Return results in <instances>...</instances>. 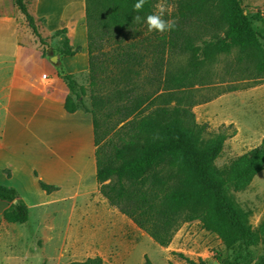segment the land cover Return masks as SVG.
<instances>
[{
	"label": "trees",
	"instance_id": "obj_1",
	"mask_svg": "<svg viewBox=\"0 0 264 264\" xmlns=\"http://www.w3.org/2000/svg\"><path fill=\"white\" fill-rule=\"evenodd\" d=\"M19 14L24 18L27 27L32 35L38 40L41 46L46 45V40L41 37L37 28V20L29 13L25 0H12ZM85 1V25L87 33V52L89 74L94 73L93 69V49L95 48L94 34L97 29L103 32V35L112 36L113 42L118 45L119 53L116 54L118 63H123L130 69L131 65L141 62L150 52L147 46L144 50L139 49L137 42L132 41L130 29L147 28L146 23L137 22L134 18L139 14L142 18L153 12L154 5L158 0H147L140 13L133 10L136 0H84ZM101 8V13H106L104 20L95 21L90 15L92 7ZM218 12L217 20L214 13ZM92 18V23H91ZM255 18H259L257 15ZM198 20L202 24L197 23ZM38 21H43L39 19ZM183 29H174L155 38L159 41L160 49L157 53L165 51L173 54L191 55V67L182 66L181 70L168 72L169 79L162 81L161 93L154 94L151 97L142 99L130 95L123 98H114L106 100L105 121L99 122L97 116L83 110L81 106L75 104L71 96L64 100L63 108L68 114L77 111H83L92 117L93 140H94V158L96 162V182L100 194L114 205L122 214L132 220V222L149 237H151L159 246H166L168 239L161 234H155L147 230L144 222L134 215V209L138 207L132 197L137 196V204L145 202L142 194H136L147 184L143 176L148 171L169 170V168L180 170L184 177L179 182V187L166 192L161 197L164 203L165 211L170 210L168 214H176L184 209L192 211L188 220L202 221L206 230L217 234L227 248H231L235 243L248 247L256 244L260 238L264 248V221L255 232L248 224L250 211L241 208L234 201L233 193L241 192L247 188L253 178L264 169V146L261 144L257 148L250 150L249 153L233 159L228 168L221 172V169L215 165L216 159L220 156L224 142L232 138L236 131L229 134L207 133L206 136L214 134L211 139L205 140L204 134L209 127L207 124L199 125L194 120L192 105L209 103V100L203 102L191 101L190 82L197 77L204 78L201 70V63L195 60V57L201 45L211 46L216 53L230 54L236 50L240 54L238 64H244V69L237 70L244 75H259L264 77V54L257 42L256 35L251 27L250 19L243 13L239 0H191L179 17ZM213 22L216 26L219 22L223 26L224 38L217 40L214 44L207 45L203 40L205 34L198 33L194 29L196 25L208 31L206 24ZM218 27V26H217ZM98 34H96L97 36ZM130 35V36H129ZM95 36V37H96ZM60 40L59 49L55 50L61 56L73 57L80 53L81 48H73L69 44L66 36V29L55 31L50 39ZM110 39V37H108ZM149 41V40H148ZM98 43V39H96ZM127 43V44H126ZM98 47L100 42L97 44ZM136 51H142L144 56L138 58ZM125 58V60L122 59ZM244 58L245 61L242 59ZM246 63L253 67L250 68ZM153 62L152 65H156ZM151 64H146L145 66ZM144 66V68H145ZM231 68H226V73ZM58 77L68 87L70 93L75 98L78 95L74 92L75 82L73 77L65 73L60 64L56 66ZM152 69L150 70L151 73ZM117 86L120 81L112 83ZM240 83L237 84L238 87ZM131 82H125L124 88H127ZM204 85V83H199ZM234 87V88H235ZM186 88V89H185ZM179 89L173 93V90ZM185 89V90H184ZM184 90V91H183ZM117 92V90H116ZM174 102L170 103V100ZM157 100L162 105L154 111L145 114ZM144 101H147L144 103ZM112 116H119L120 119L109 129H101L107 120ZM232 125L227 126L230 129ZM224 128V125L220 126ZM110 135L104 143H101L100 137ZM139 139H144L147 143L144 149L138 144ZM110 149V157L114 167H107L102 163V157L105 156L104 147ZM37 177V175H35ZM111 177H115V182L108 187L104 183ZM162 178H154L153 184L161 183ZM39 188L47 195L58 191L59 188L46 185L38 181ZM230 191V193H228ZM0 201L10 204V207L3 211L2 219L6 223L23 225L28 222V207L13 187L0 185ZM16 202L13 204V202ZM131 203L134 205L132 206ZM171 207H167V206ZM171 218V217H170ZM169 218L167 219L168 223ZM187 264H206L199 259L198 262L185 258L181 254L172 253ZM250 257L249 253L240 256L242 261ZM145 264H151L145 256ZM69 264H103L100 258H89L84 262H74ZM168 264H172L168 262ZM254 264H264V258Z\"/></svg>",
	"mask_w": 264,
	"mask_h": 264
},
{
	"label": "rangeland",
	"instance_id": "obj_2",
	"mask_svg": "<svg viewBox=\"0 0 264 264\" xmlns=\"http://www.w3.org/2000/svg\"><path fill=\"white\" fill-rule=\"evenodd\" d=\"M190 1L168 0V3L173 6L174 10L171 16L166 15L165 19H175L177 22L176 29H183L184 32H187V30L180 23L179 17L182 11L190 4ZM25 2L29 13L34 14V6L30 5L35 0H25ZM51 2L52 0L41 2L37 10L43 11L44 14L38 15L47 16L48 13H51L49 8ZM239 4L243 13L250 19L251 27L264 54V0H239ZM100 9L99 5L91 8L90 15L95 19L94 24H96L95 21L104 20L106 16V13H101ZM65 15L64 11L61 12L60 17L55 18L52 22V26H48L45 21L36 22L39 34L46 40V45L40 46L27 27L24 18L15 8L13 1L0 0V17L15 19L16 23L15 21L13 22L14 26H16L15 30H17L16 35L3 33V24L0 22V62L3 63L5 60L9 62L12 57L18 58L17 47L27 48L29 51L32 50L37 58L36 63L41 57L49 60L53 51L59 49L60 43L59 38L50 39L53 33L50 30L53 29L55 31L60 29L64 24L71 26L73 23L71 41L74 43V39L80 38L82 32V27L80 26L82 17L80 14L70 17L73 19L72 22ZM218 15V12L214 13L216 20ZM256 15L259 18H255ZM197 23L202 24L203 21L200 22L198 20ZM206 27L208 31L199 25H196L194 29L198 33L205 34L203 40L206 41L207 45L214 44L217 40L224 38L223 26L219 22L216 26L212 21L208 22ZM129 32L134 37L128 42H137L141 50H144L147 46V50L150 52L139 64H132L130 69H128L125 64L118 63L119 59L113 52L119 53V47L113 42L114 38L103 35V32L97 29L94 34L96 44L93 49L94 73L90 75L88 69H86L78 71L73 76L75 82L74 92L78 95V98H75L72 93H69L68 96H71L76 105L81 106L83 110L92 114V117L96 115L99 122L106 120L104 118L106 114V100L123 98L130 94L140 99L145 96L151 97L154 94L159 95L161 93L162 81L169 79V71L181 70L182 66L191 67L192 63H195L191 60V55L178 54L177 56L173 54L164 60L171 53L167 51L163 54L157 53L160 45L155 37L167 32H149L147 28L130 29ZM96 34L98 35L96 36ZM96 39H98V43L100 42L99 47ZM80 48L82 51V47ZM136 54L138 58L144 56L142 51H136ZM239 58L240 54L236 50H232L227 55L216 53L211 46L206 47L205 45H201V50L197 53L195 60L201 63V70L208 76L204 78L197 77L190 81L194 84L190 89L192 95L190 100L195 102L209 100L207 104L194 103L191 109L195 122L199 125L207 124L209 127L204 136L209 132L229 134L233 130L236 131V134L232 138L224 142L223 150L215 161V165L221 169V172H224L228 168L229 163L233 159L249 153L250 150L257 148L261 144L264 146V77L259 75H244L243 72L238 73L237 70L244 69V64H238L240 62ZM122 59L125 60L123 57ZM242 59L245 61L244 58ZM80 62H83V57L74 59L71 64L68 63V69H80ZM153 62L157 64L154 66L152 65ZM146 64H151V73L150 66H145ZM246 64L253 69L251 65ZM227 67L231 68L228 73H226ZM9 69L10 66L4 67L3 76L8 77L10 73ZM39 69L51 79L54 78L52 73L53 67L50 64L43 63ZM116 81H120L121 84L117 86L113 85L112 83ZM128 81L133 85L124 88L123 84ZM199 83H204V85H199ZM238 83H240L238 87H235ZM6 84L5 82L4 85ZM45 84L52 85L51 82H45ZM57 85L56 83L55 86ZM177 91L181 90L176 89L172 92L176 93ZM6 101L7 97L3 95L2 106H5ZM169 102L172 103L174 100L172 99ZM160 105H162L161 101L157 100L149 109L145 110V114L154 111ZM199 109H202L201 114L198 113ZM55 116L60 118L57 113ZM55 119L57 120V118ZM119 119V116H112L111 119L107 120V125L104 124L101 131L106 128L109 129ZM221 125H224V128H221ZM229 125H232L230 129L227 128ZM109 135L110 133L100 137L101 143H104ZM214 136V134L206 136L205 140L211 139ZM138 144L141 149H144L147 145L144 139H139ZM104 152L105 156L102 157V163L107 167H114L115 164L111 160L110 149L107 146L104 147ZM13 165L20 170H24L23 166L17 162H14ZM0 173H3L5 176L8 174V169H3L1 163ZM155 177L158 179L162 178V182L153 184ZM183 177L184 174L177 169L171 170L169 168V170L148 171L143 176L147 184L139 191H135L137 195H143L145 202L137 204V196L132 197V201L138 206L134 209V215L144 222L145 228L156 235H165L168 239V243L163 248H167L171 252L170 256L173 260L171 263L187 264L178 258L177 255H172V253L181 254L185 258H189L195 262L201 259L206 264H254L264 258V248L260 238L256 244L248 247L239 245L237 242L231 248H227L217 234L206 230L202 221L188 220L192 214L191 210L184 209L173 215L171 213L168 214L170 210L167 209L165 211L161 197L164 193L178 188L179 182ZM4 179L0 175V182H4ZM114 182L115 177H111L104 183V186L108 187ZM9 183L16 184L22 192V199L28 206L32 205V221L35 218V211L37 210H33L34 206L43 204L46 200L52 202L45 194L38 192L35 185L37 183L31 176L25 179L21 176H16L13 182ZM233 197L236 204L250 211L248 224L256 232L264 221V169L253 178L247 188L241 192L233 193ZM131 205L134 206L132 203ZM65 211V207L57 209L54 221L50 218V220H47V225L45 226L43 225V216L39 214V220L35 219L33 225L30 223L31 228H28L30 226L29 223L26 226L10 225L0 217V264H47L49 259L46 254L55 249V243H50L46 240L45 233L59 229V226L66 221ZM168 218L170 222L166 223ZM53 222H55L54 224L58 223L59 226H54ZM39 226H42L44 231L38 229ZM33 232L34 236H32ZM183 236H187L191 241L195 242L193 249H180L181 243L179 244V241L181 242ZM46 242L54 246L52 245L49 248L50 245L46 246ZM183 243L186 244L187 240ZM246 253H249L250 257L242 261L240 256ZM40 258L42 259L37 262Z\"/></svg>",
	"mask_w": 264,
	"mask_h": 264
},
{
	"label": "crops",
	"instance_id": "obj_3",
	"mask_svg": "<svg viewBox=\"0 0 264 264\" xmlns=\"http://www.w3.org/2000/svg\"><path fill=\"white\" fill-rule=\"evenodd\" d=\"M46 1L35 0L31 3L30 6H34L35 10L34 14H30L37 21L42 19L48 26H52L54 19L60 17L63 11L68 18L80 14L82 32L80 38L74 39V43L71 41L73 23L71 26L64 24L60 29L66 27L70 46L82 47V51L73 57L61 56L53 51L49 60L41 57L36 63L37 58L32 50L17 47L18 58L12 57L9 62H0V163L3 169H8L6 176L0 173L5 178L0 185L15 188L20 199V188L14 183H9L13 182L16 176L23 179L33 177L41 194L45 193L38 186L39 180L59 188L49 195L45 194L52 202L46 200L45 203L33 207V210L37 209L33 221L32 205L28 206L22 199L29 212L28 222L23 225L29 223L28 228H31L35 219L39 220V214H42L45 226L50 218L54 221L57 209L66 208V221L61 226L53 222L59 229L45 233L46 240L55 243L54 246L46 242V246L50 245L51 248L53 245L55 248L46 254L49 259L47 264L84 262L89 258H100L103 264H145V255L151 264L173 262L171 252L167 248L159 246L98 190L92 117L83 111L68 114L64 110V100L70 91L58 77L56 70V66L60 64L65 73L72 77L78 71L89 70L84 0H73L75 9L64 5L66 0H59L63 5L55 14L38 15L44 14L37 8L41 2ZM70 20L73 22L72 18ZM13 21L16 23V20L10 17H0L3 33L16 35ZM50 31L55 32L53 29ZM80 57H83L81 68L68 69V63L71 64L74 59ZM43 63L53 67V79L39 69ZM7 66H10L8 77L3 76V69ZM45 82H51L52 85ZM3 95L7 97L5 106H2ZM56 113L60 118L55 116ZM67 143L74 145L69 154L65 151ZM14 162L21 164L24 170L15 167ZM9 207V203L0 201L1 218L3 211ZM38 229L43 230L42 226ZM185 240L186 244L183 243ZM194 243L189 237L183 236L181 242L179 241L180 249H193Z\"/></svg>",
	"mask_w": 264,
	"mask_h": 264
},
{
	"label": "clouds",
	"instance_id": "obj_4",
	"mask_svg": "<svg viewBox=\"0 0 264 264\" xmlns=\"http://www.w3.org/2000/svg\"><path fill=\"white\" fill-rule=\"evenodd\" d=\"M147 3V0H136V3L133 5V10L137 13H140L144 8V5ZM154 11L147 14L145 17H141L139 14L135 16L137 22H143L147 25V30L149 32H158L164 33L172 31L176 28L177 22L175 19H165V16H171L173 6L168 3V0H158L154 5Z\"/></svg>",
	"mask_w": 264,
	"mask_h": 264
},
{
	"label": "bare ground",
	"instance_id": "obj_5",
	"mask_svg": "<svg viewBox=\"0 0 264 264\" xmlns=\"http://www.w3.org/2000/svg\"><path fill=\"white\" fill-rule=\"evenodd\" d=\"M63 5V2L59 1V0H52V2L49 4V8L51 10V14H55L60 8L61 6ZM64 5H66L67 7H69L70 9H75L76 5L75 3L73 2V0H66L64 2ZM201 110L202 109H199L198 110V113L201 114ZM74 145L73 144H70V143H67L65 145V151L69 154L72 149H73ZM20 226H24V225H20ZM147 244V243H146ZM148 245V244H147ZM149 246V245H148ZM112 264H115V263H112Z\"/></svg>",
	"mask_w": 264,
	"mask_h": 264
},
{
	"label": "water",
	"instance_id": "obj_6",
	"mask_svg": "<svg viewBox=\"0 0 264 264\" xmlns=\"http://www.w3.org/2000/svg\"><path fill=\"white\" fill-rule=\"evenodd\" d=\"M15 202V201H14Z\"/></svg>",
	"mask_w": 264,
	"mask_h": 264
}]
</instances>
